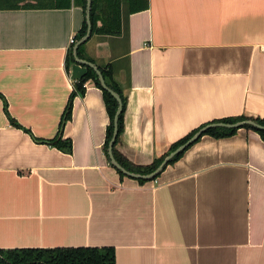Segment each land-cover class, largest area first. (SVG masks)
Returning <instances> with one entry per match:
<instances>
[{
  "label": "crops",
  "instance_id": "obj_1",
  "mask_svg": "<svg viewBox=\"0 0 264 264\" xmlns=\"http://www.w3.org/2000/svg\"><path fill=\"white\" fill-rule=\"evenodd\" d=\"M52 3L0 7V249L113 246L115 264H264L259 134H205L155 179L121 177L92 80L59 127L85 72L75 59L66 67L85 13ZM83 55L123 89L116 147L135 165L213 120L264 119V0L123 5L121 34L90 35ZM57 134L70 153L40 141Z\"/></svg>",
  "mask_w": 264,
  "mask_h": 264
},
{
  "label": "trees",
  "instance_id": "obj_2",
  "mask_svg": "<svg viewBox=\"0 0 264 264\" xmlns=\"http://www.w3.org/2000/svg\"><path fill=\"white\" fill-rule=\"evenodd\" d=\"M72 4L80 6L85 13L86 0H53L52 7L54 8H69ZM126 5L128 13H133L136 11L144 10L148 7V0H91L90 8V20H91V33L104 35V36H118L122 32V6ZM26 6V5H25ZM0 7H5L4 5ZM14 7V6H12ZM86 32V22L82 23L81 28L75 34V42L79 40ZM74 42V43H75ZM69 48L66 56V67L74 61L72 54V46ZM79 45L77 49V55L81 59H85L83 55V45ZM85 68V72L73 83V91L69 97V100L65 106L63 114L61 116L60 126L62 128L63 123L70 118L71 115V100L78 94L83 95L85 91V82L89 79L101 90L102 97L105 105V109L108 116V124L105 129V141L103 149L107 154V147L109 140L112 137L114 129V116L118 107L117 100L112 96V94L106 89L102 88L100 85L97 75L93 68L82 65ZM101 71L105 83L109 88L115 91L121 99V111L118 114L117 119V136L113 145V155L117 162L124 167L126 170L139 174H148L154 171L162 162L164 157L173 151L176 147L183 144L188 140L199 128L205 126L203 124L187 135L174 142L169 150L160 156L155 158L150 164L147 165H135L131 163L123 154H121L117 149V144L120 142V137L124 129V111L126 105V96L123 93L121 86L115 81L112 68L107 65L105 67H98ZM5 114L9 120V123L15 127L21 128V126L13 119L8 111L5 104L4 107ZM251 119L257 123L264 126V119L261 118H249L245 116H234L225 117L218 120H213L210 123L224 122V123H234L237 121ZM209 124V123H207ZM242 128L253 130L259 134L261 139L264 141V130L254 128L250 125H244ZM238 128H225V127H212L203 132L202 135L208 134L213 137H225L230 136L235 133ZM201 135V136H202ZM200 136V137H201ZM199 139V138H198ZM43 143L50 144L57 147L58 149L70 153L71 152V142L69 139H63L60 134H57L52 139L40 140ZM195 143V142H194ZM192 145V144H191ZM188 148V147H187ZM186 148V149H187ZM185 149V150H186ZM183 150V151H185ZM182 152L173 156L168 164L173 163L178 159ZM167 164V165H168ZM121 177L124 175L115 168ZM157 174L155 178L158 176ZM154 178V179H155ZM140 183L146 180L137 179ZM0 264H115V248L113 246H102V247H55V248H13V249H0Z\"/></svg>",
  "mask_w": 264,
  "mask_h": 264
},
{
  "label": "water",
  "instance_id": "obj_3",
  "mask_svg": "<svg viewBox=\"0 0 264 264\" xmlns=\"http://www.w3.org/2000/svg\"><path fill=\"white\" fill-rule=\"evenodd\" d=\"M90 8H91V0H86V7H85V22H86V32L85 34L79 39L77 40V42L73 45V56L76 62H79L83 65H87L91 68H93V70L95 71L96 75H97V79L100 83V85L102 86V88L106 89L107 91H109L112 96L117 100L118 102V107L114 116V129H113V134L111 139L109 140L108 143V147H107V154H108V158L109 161L111 163V165L116 168L117 170H119L124 176L133 178V179H143V180H152L155 178V176L157 174L160 173L161 170H163V168L165 166H167L169 160L177 155L178 153L182 152L183 150H185L187 147H189L191 144H193L194 142H196L198 140V138H200V136L203 134V132H205L207 129L212 128V127H225V128H242L244 125H250L254 128L257 129H262L264 130V126L257 123L254 120L251 119H245V120H241V121H237L234 123H224V122H215V123H209L206 124L205 126L199 128L188 140H186L183 144L179 145L178 147H176L173 151H171L168 155H166L164 157V159L162 160L161 164L152 172L148 173V174H139V173H134V172H130L128 170H126L124 167H122L117 160L115 159L112 149H113V145H114V141L116 139L117 136V119H118V114L121 111V99L119 97V95L113 91L111 88H109L107 86V84L105 83L104 77L101 73V71L98 69V67L93 64L90 61H87L85 59H81L78 57L77 55V49L79 47V45H81L82 43H85L88 38L90 37V33H91V20H90Z\"/></svg>",
  "mask_w": 264,
  "mask_h": 264
},
{
  "label": "rangeland",
  "instance_id": "obj_4",
  "mask_svg": "<svg viewBox=\"0 0 264 264\" xmlns=\"http://www.w3.org/2000/svg\"><path fill=\"white\" fill-rule=\"evenodd\" d=\"M51 1V0H50ZM49 0H0V6H14L17 4L29 5V4H45Z\"/></svg>",
  "mask_w": 264,
  "mask_h": 264
},
{
  "label": "built area",
  "instance_id": "obj_5",
  "mask_svg": "<svg viewBox=\"0 0 264 264\" xmlns=\"http://www.w3.org/2000/svg\"><path fill=\"white\" fill-rule=\"evenodd\" d=\"M70 44L75 42V37L74 35H71L70 39H69Z\"/></svg>",
  "mask_w": 264,
  "mask_h": 264
}]
</instances>
